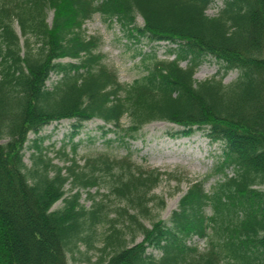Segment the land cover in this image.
I'll return each mask as SVG.
<instances>
[{"label": "trees", "instance_id": "1", "mask_svg": "<svg viewBox=\"0 0 264 264\" xmlns=\"http://www.w3.org/2000/svg\"><path fill=\"white\" fill-rule=\"evenodd\" d=\"M212 1L0 0V264H68L66 253L79 244L93 248L95 226L104 221L108 233L90 264H264V0H222L208 16ZM96 13L133 42L173 45L168 51L174 56L137 51L141 74L120 83L101 62L98 39L82 34ZM206 57L219 68L195 81V68ZM228 71L235 76L224 83ZM50 75L56 78L47 86ZM93 118L121 143L152 121L176 125L185 136L200 130L219 154L168 217L146 227L148 193L160 172L106 154L79 165L63 151L68 164L58 166L39 146L37 134L49 123L71 120L70 139ZM76 147L71 143V153ZM25 149L31 150L30 166ZM214 175L219 179L205 190ZM65 184L75 191L63 196ZM100 184L125 202L116 213L126 218L130 244L103 202L90 208L78 202L79 189ZM57 200L62 205L51 209ZM137 232L141 239L134 242ZM193 237L204 239L203 249L188 243Z\"/></svg>", "mask_w": 264, "mask_h": 264}, {"label": "rangeland", "instance_id": "2", "mask_svg": "<svg viewBox=\"0 0 264 264\" xmlns=\"http://www.w3.org/2000/svg\"><path fill=\"white\" fill-rule=\"evenodd\" d=\"M222 5V0H213L205 10L208 16L215 15ZM51 11L46 10L45 22L50 23ZM135 24L142 25L141 19L136 16ZM12 27L19 35L17 24L12 22ZM82 34L86 37H96L98 39L97 51L102 55L101 62L113 70L117 80L120 83H129L133 78L139 76L142 72V63L139 55L135 52L154 53L157 59H171L174 54L168 51L171 44L164 42L154 43L145 40L133 42L129 40L121 27L115 22L104 21L97 13L82 25ZM21 39V38H20ZM32 48H36L37 42L29 38ZM61 62L69 61L67 58L59 59ZM186 61H181L180 65H185ZM219 64L212 58L206 57L195 68L193 78L195 81H201L211 77L216 73ZM235 76L234 71H228L223 82L227 83ZM55 75H50L46 85L55 79ZM70 122L68 119L54 121L44 126L37 135L41 136L38 141L42 148L44 156L49 157L51 162L63 166L68 164L61 152L68 153L67 156L74 157L75 161L82 165L87 157L97 154H106L107 156L120 160L127 157L131 164L141 170H157L161 173L157 184L148 193L149 211L143 224L149 227V224L156 220H165L170 212L175 209L179 197L183 194L186 187L194 180H199L211 169L216 156L219 154L218 146L211 143L202 131L196 130L190 135L185 136L176 133L179 129L176 125L165 121H152L141 127L139 132L125 143L114 139L111 132L102 133L99 126L102 122L93 118L85 121L82 127L70 137ZM124 123V121L122 120ZM34 136L29 133L28 139ZM71 143H77L75 153H71ZM30 149L23 152V161L26 166H30ZM227 173H230L227 170ZM219 179V176L208 178L203 187L209 190L210 186ZM75 191L69 184L64 185V195L67 196ZM78 202L84 208H90L93 201L103 202L105 204L108 218H115V226L124 229L126 218L116 213L117 208L122 207L125 202L116 198L107 192L105 185L100 184L97 188H91L88 191L79 189ZM86 193L91 194L88 197ZM62 205L61 200H57L51 206V209ZM209 209L206 214H209ZM125 240L130 244L131 238L128 230L124 229ZM108 233V223L101 222L95 226L93 248L79 244L75 250L66 253L68 264H90L95 262L101 252L98 248L102 245V237ZM141 239L140 233L133 235L134 242ZM189 244L196 245L198 249H203L204 239L195 237L188 240ZM153 256H157L156 250H147ZM89 257V261L85 257Z\"/></svg>", "mask_w": 264, "mask_h": 264}]
</instances>
